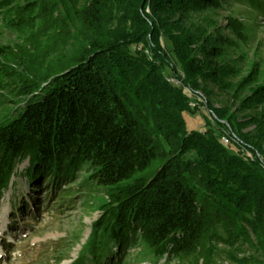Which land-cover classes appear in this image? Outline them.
Returning a JSON list of instances; mask_svg holds the SVG:
<instances>
[{
    "label": "trees",
    "instance_id": "1",
    "mask_svg": "<svg viewBox=\"0 0 264 264\" xmlns=\"http://www.w3.org/2000/svg\"><path fill=\"white\" fill-rule=\"evenodd\" d=\"M9 3L0 0L7 24ZM202 4L83 0L75 58L38 83L18 78L0 114V197L25 160L31 191L48 186L55 204L72 197L64 185L84 164L85 182L105 190L85 246L92 264H121L140 245L179 259L216 239L209 33L170 22ZM185 114L202 126L188 129ZM23 198L12 204L21 213Z\"/></svg>",
    "mask_w": 264,
    "mask_h": 264
},
{
    "label": "rangeland",
    "instance_id": "2",
    "mask_svg": "<svg viewBox=\"0 0 264 264\" xmlns=\"http://www.w3.org/2000/svg\"><path fill=\"white\" fill-rule=\"evenodd\" d=\"M82 2L10 0L8 8L13 23L7 24L0 16V48L7 52L2 65L7 69L5 75H10L6 76V84L13 91L2 83L0 114L14 107L16 97L11 94H17L20 89L17 86L20 78L36 76L38 83L75 58L81 45L82 25L77 10ZM173 20L191 30L209 33L208 4L183 16L172 15L170 22ZM205 109L200 107L199 112ZM206 112L212 114V108ZM184 116L188 129L202 126L201 118ZM28 166V160L17 166L10 185L0 197V264H72L83 258L85 264H92L88 262L91 256L85 246L90 241L91 222L106 201L105 190L85 182L90 169L84 164L76 180L64 185L72 197L65 196L60 204H55L58 199L47 196L48 186L41 187L38 193L31 191L25 173ZM25 196L26 205L21 213L12 204ZM209 249L168 259L157 258L149 248L140 245L128 251L121 264H217L216 239L211 241Z\"/></svg>",
    "mask_w": 264,
    "mask_h": 264
}]
</instances>
